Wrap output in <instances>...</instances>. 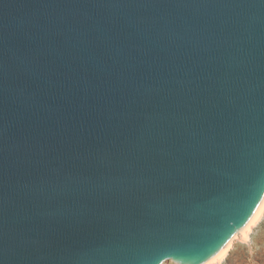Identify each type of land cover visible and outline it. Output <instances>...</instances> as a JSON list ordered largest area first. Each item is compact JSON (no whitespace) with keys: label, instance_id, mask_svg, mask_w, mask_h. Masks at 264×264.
<instances>
[{"label":"water","instance_id":"1","mask_svg":"<svg viewBox=\"0 0 264 264\" xmlns=\"http://www.w3.org/2000/svg\"><path fill=\"white\" fill-rule=\"evenodd\" d=\"M264 199V0H0V264H205Z\"/></svg>","mask_w":264,"mask_h":264},{"label":"rangeland","instance_id":"2","mask_svg":"<svg viewBox=\"0 0 264 264\" xmlns=\"http://www.w3.org/2000/svg\"><path fill=\"white\" fill-rule=\"evenodd\" d=\"M215 264H264V218L247 241H235L227 258Z\"/></svg>","mask_w":264,"mask_h":264},{"label":"bare ground","instance_id":"3","mask_svg":"<svg viewBox=\"0 0 264 264\" xmlns=\"http://www.w3.org/2000/svg\"><path fill=\"white\" fill-rule=\"evenodd\" d=\"M263 218H264V199L262 200L260 206L254 213L249 223L233 237V239L228 243V245L225 248H223L218 254H216L211 260H209L205 264H215L225 260L230 250L232 249L234 242L237 240L247 241L250 238L253 229L261 222Z\"/></svg>","mask_w":264,"mask_h":264}]
</instances>
